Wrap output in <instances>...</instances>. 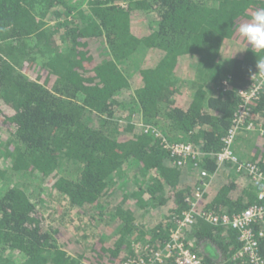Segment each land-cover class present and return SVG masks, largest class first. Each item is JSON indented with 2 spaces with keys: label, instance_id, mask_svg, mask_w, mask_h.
Returning <instances> with one entry per match:
<instances>
[{
  "label": "trees",
  "instance_id": "1",
  "mask_svg": "<svg viewBox=\"0 0 264 264\" xmlns=\"http://www.w3.org/2000/svg\"><path fill=\"white\" fill-rule=\"evenodd\" d=\"M259 9L264 0H0V264H122L133 243L169 239L203 181L197 212L256 203L247 173L215 154L264 58L239 33ZM163 138L200 155L178 165ZM232 149L264 171V86ZM55 200L91 223L88 247L64 217L48 221ZM185 240L202 264H249L235 230L199 216Z\"/></svg>",
  "mask_w": 264,
  "mask_h": 264
},
{
  "label": "built area",
  "instance_id": "2",
  "mask_svg": "<svg viewBox=\"0 0 264 264\" xmlns=\"http://www.w3.org/2000/svg\"><path fill=\"white\" fill-rule=\"evenodd\" d=\"M224 87L227 83L223 82ZM264 86V70H259L255 79L246 87L238 89L241 96V103L233 117V125L222 138L223 148L215 154L217 164L220 167L226 161L237 163V170H243L250 177L256 190L258 201L251 204L243 211L229 214H216L211 211H196V203L202 197L207 182H202L193 197L189 209L185 210L181 217L176 220V227L172 229L167 241L160 246L153 248L147 244L135 242L132 244L134 255L126 259L122 264H202L196 252L186 244L185 231L194 224L196 217L209 222L215 226H225L233 229L237 233L240 241V248L235 256L245 257L249 264H264L258 252L259 237L264 235V229H254V225L264 222V171L251 162L240 163L232 149V143L236 134L244 125L245 117L250 108L251 102L258 97L260 89ZM250 124L246 128H249ZM150 126H145L144 130L149 131ZM156 137H161L158 130L152 129ZM163 143L174 157V162L178 165L186 163L187 159H194L200 155V151L193 148L190 143L176 142L169 143L163 138ZM202 178L212 177L205 170L199 171Z\"/></svg>",
  "mask_w": 264,
  "mask_h": 264
},
{
  "label": "rangeland",
  "instance_id": "3",
  "mask_svg": "<svg viewBox=\"0 0 264 264\" xmlns=\"http://www.w3.org/2000/svg\"><path fill=\"white\" fill-rule=\"evenodd\" d=\"M75 211L76 210L69 206V202H56V200L54 202L51 201V205L44 210L49 222L55 218L64 217V221L70 228L72 234L80 240L85 247H88L92 243V240H94V237H96V234L92 232L93 227L91 223L78 211ZM83 236H85L84 239Z\"/></svg>",
  "mask_w": 264,
  "mask_h": 264
},
{
  "label": "clouds",
  "instance_id": "4",
  "mask_svg": "<svg viewBox=\"0 0 264 264\" xmlns=\"http://www.w3.org/2000/svg\"><path fill=\"white\" fill-rule=\"evenodd\" d=\"M239 33L252 48L264 51V9L255 11L251 21L241 24ZM256 68L264 70V58L256 62Z\"/></svg>",
  "mask_w": 264,
  "mask_h": 264
}]
</instances>
